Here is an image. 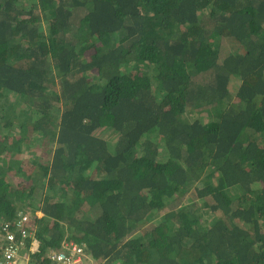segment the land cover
Instances as JSON below:
<instances>
[{"label": "trees", "instance_id": "obj_1", "mask_svg": "<svg viewBox=\"0 0 264 264\" xmlns=\"http://www.w3.org/2000/svg\"><path fill=\"white\" fill-rule=\"evenodd\" d=\"M10 235L264 264V0H0V264Z\"/></svg>", "mask_w": 264, "mask_h": 264}, {"label": "built area", "instance_id": "obj_2", "mask_svg": "<svg viewBox=\"0 0 264 264\" xmlns=\"http://www.w3.org/2000/svg\"><path fill=\"white\" fill-rule=\"evenodd\" d=\"M27 221L28 215L23 214L20 221V227H23ZM21 233H23V236H26L28 232L22 229ZM8 238L10 239V244H8V246L4 248V251H2L8 264H20V261H22V264H84L83 259L85 253L83 251V246L79 243L64 242L60 245V248L46 251L44 258L36 263L34 258L38 260V257L35 253L39 251L37 240H34L29 249L20 256L18 254L19 245L14 241V236L10 235ZM31 254H35V257H32Z\"/></svg>", "mask_w": 264, "mask_h": 264}, {"label": "clouds", "instance_id": "obj_3", "mask_svg": "<svg viewBox=\"0 0 264 264\" xmlns=\"http://www.w3.org/2000/svg\"><path fill=\"white\" fill-rule=\"evenodd\" d=\"M56 248H57V247H53V248L51 247V248H48L47 250L43 251L41 254L38 253L39 255L36 254L37 257H38V260H36V259L34 258V261L37 263L39 260H41V259L44 258V254H45L46 251L51 250V249H56ZM83 249H84V247H83ZM85 256H88V257H89V255L86 254V253H85ZM89 258H90V257H89Z\"/></svg>", "mask_w": 264, "mask_h": 264}, {"label": "rangeland", "instance_id": "obj_4", "mask_svg": "<svg viewBox=\"0 0 264 264\" xmlns=\"http://www.w3.org/2000/svg\"><path fill=\"white\" fill-rule=\"evenodd\" d=\"M22 264V262H20Z\"/></svg>", "mask_w": 264, "mask_h": 264}]
</instances>
